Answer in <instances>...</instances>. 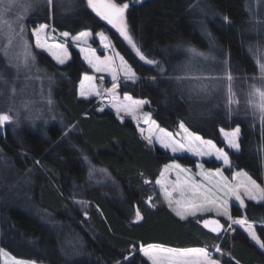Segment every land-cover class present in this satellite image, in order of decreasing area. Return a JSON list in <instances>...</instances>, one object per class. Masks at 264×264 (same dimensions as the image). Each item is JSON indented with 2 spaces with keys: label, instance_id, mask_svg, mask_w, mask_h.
Instances as JSON below:
<instances>
[{
  "label": "trees",
  "instance_id": "16d2710c",
  "mask_svg": "<svg viewBox=\"0 0 264 264\" xmlns=\"http://www.w3.org/2000/svg\"><path fill=\"white\" fill-rule=\"evenodd\" d=\"M7 2L0 0V29L8 31L7 21L19 32V24L13 22L23 17L21 35L36 63L29 61L27 67L21 63L17 73L8 58L24 59L22 42L17 38L5 58L3 47L8 41L0 38V110L11 108L13 116V122L0 128V248L14 259L35 264H115L123 260L122 253L135 254L132 264H142L141 244L189 249L218 242L240 264H264V255L242 231L234 232L235 239L225 234L220 241L194 220L181 221L161 198L156 196L150 205L151 190L144 180L157 179L173 155L150 148L131 119L119 121L110 110L98 111L96 100L78 97L82 75L92 71L76 47L69 45L71 59L57 65L35 49L31 35L32 28L41 24L72 36L90 31L94 38L103 31L140 77L137 83L119 80V95L148 100L146 110L171 132H177L183 121L191 132L223 148L234 169L248 173L264 187V124L253 118L245 103L249 86L261 83L264 7L262 13L252 12L248 0H137L130 4L126 15L131 34L149 58L160 62L165 70L161 75L158 68L138 61L127 42L87 8L86 0H53L51 7L47 0H15L4 12ZM20 4L31 8L25 13ZM188 47L229 60L238 99L231 119L223 94L201 99L188 90L194 81L181 85L175 79L190 74L181 70L183 66L205 64L202 57H192ZM151 77H157V82L152 83ZM226 87L225 82V92ZM237 125L240 152L228 149L220 134L221 127L231 130ZM175 162L193 168L197 160L183 155L176 156ZM202 164L209 170L220 168L214 160ZM246 204L247 215L257 218L259 228L264 204ZM237 208L232 206L231 212L239 218L245 213ZM137 209L142 219L133 222Z\"/></svg>",
  "mask_w": 264,
  "mask_h": 264
},
{
  "label": "snow or ice",
  "instance_id": "6c2138e0",
  "mask_svg": "<svg viewBox=\"0 0 264 264\" xmlns=\"http://www.w3.org/2000/svg\"><path fill=\"white\" fill-rule=\"evenodd\" d=\"M135 2L137 0H125V2H118V0H86V5L100 20L105 21L116 30L119 36L123 38V41L127 42V45L130 46L131 51L134 53L135 58H138V61L143 62L145 65L158 68L159 73L163 75L165 70L160 65V62L154 58H149L143 51L142 46L136 42L134 36L131 34L126 13L130 4ZM14 3L15 0H8L3 6V11L7 12ZM47 3L51 7L53 0H47ZM19 7L26 13L31 8V5L20 4ZM21 19L23 17H17V21L13 22L19 24V32H16L13 24L7 21L4 23L7 24L8 31L5 33L0 29V38L7 39L8 41L3 47L5 58H8V51L17 38L22 42L24 59L21 60L19 55L15 57V61L8 58L9 66L16 68L17 73L19 72L21 63L26 67L29 61L33 65L36 63V56L33 54L28 42L21 35L24 32L23 24L19 23ZM224 19L225 21L228 20L227 17ZM49 27L48 24H41L32 30L31 35L34 37L35 49L46 52L57 65L63 66L71 59L68 47L66 44L47 42L48 33L46 30ZM51 31L53 34L56 33V29L54 28ZM58 35L64 37L66 42L70 39L72 44L79 46L80 42L86 43L87 39L92 36V33L90 31H82L72 36L68 31H64L58 33ZM95 35L99 37L104 48L107 49L110 47L108 37L103 31L97 32ZM79 50L81 54L85 53L83 47H80ZM187 51L192 57H202L205 64L200 65L197 62L195 66L193 64L185 65L181 70L190 74L178 76L175 79L181 85L185 81H194V84H189L188 90L190 93L194 92L201 99H210L216 95L223 94L221 95V99L226 100L224 105L226 114L231 119L234 114L232 106L238 104V99L236 93L233 91L235 77L231 73L229 60H218L215 56L200 52L194 47H188ZM90 52H94V50H90ZM116 58H119L120 64L118 68H113L112 63H114ZM84 60L94 71L107 72L111 75L112 86L106 90V95L110 98V105L115 110L117 117L122 120L121 113H123L125 116H130L133 120L139 121L140 117L137 115L138 110L150 102L148 100H134L127 93L124 94L123 100L121 101L117 94V88L119 87L118 81L121 73L126 82L137 83L140 80V77L125 60L124 56L116 52L114 57L101 61L98 57L93 58L92 55H84ZM213 64L219 67H213ZM259 72L261 83L259 85L253 83L249 86L245 103L246 107L251 109L253 118H258L261 124H264V63L259 64ZM170 79L172 78L170 77ZM93 80V76L87 74L82 76L79 82L80 97L84 99H89L93 96L102 98L105 95L97 89ZM150 80L152 83H156L157 77H151ZM225 82L227 84L226 92ZM3 83L7 84L8 81L3 80ZM11 94H15L14 87L11 89ZM51 102L49 99L48 103L51 104ZM25 107H27V104H25ZM99 110L103 111L102 108ZM11 111V108L8 111L0 110V128L13 122ZM143 118L144 123L149 124L150 127L147 129V135H145V130L140 128L141 136L150 146L154 147L156 144H159L160 148L173 154V157L170 158L172 159V163L164 165L159 174V178L155 181V184L160 188V194L172 212L181 221L190 222L194 220L196 224L202 225L203 229H207L209 233L216 234L217 239H220L225 234L240 232L242 230V234H246V239L252 242L261 254L264 255V218H260V226L258 228L256 226L257 218L247 215L248 205L244 199L246 197L247 201L254 202L256 206H261L264 204V188H261L250 175L244 172L234 173L232 180L238 182L231 183L228 178L224 177L219 167L214 172H198L197 175L203 177L207 181V185L198 183L189 175L190 169L182 168L179 163L175 162V154L191 153L192 156L196 157L214 156L217 161H222L224 166L231 168L232 165L228 153L223 148H218L212 140H205L201 136L190 132L183 121L179 123L178 132H170L161 128L155 120H152L150 113L144 112ZM240 132L239 125L230 132L225 131L223 127L220 128V134L223 136V140L228 149L234 150L235 152L242 150L241 144L238 142ZM176 137H179V139ZM196 167L203 169V164L197 163ZM173 172L176 175L174 181L168 179ZM145 183L147 184L149 181L146 180ZM174 193L177 195L174 196ZM152 199V197H149L148 202L150 203ZM232 200L238 204L237 210L245 213L239 218L231 215L229 211L230 206H236L235 204L230 205V201ZM209 213H214V217L204 218ZM220 218H223L225 223H221ZM141 219V213L137 209L133 222L140 221ZM258 232L261 234H258ZM232 239H235V237L233 236ZM213 253H218L219 258H214ZM138 254L143 258L142 264H145V262L146 264H233L235 260L231 253L225 250V246L220 244L215 245L213 248L204 246L189 249H173L162 245L141 244L138 248ZM121 255L123 256V260H116L115 264H132L135 258V254L124 256L122 253ZM0 256L8 257V254L4 249H0ZM5 264H29V262L8 257L5 260ZM235 264H240V262L235 260Z\"/></svg>",
  "mask_w": 264,
  "mask_h": 264
},
{
  "label": "rangeland",
  "instance_id": "374dc122",
  "mask_svg": "<svg viewBox=\"0 0 264 264\" xmlns=\"http://www.w3.org/2000/svg\"><path fill=\"white\" fill-rule=\"evenodd\" d=\"M248 5H249V7H250V9H251V11L252 12H258V13H262V11H263V7H264V0H248ZM258 21H261V19L260 20H258ZM110 26V25H109ZM37 27H39V26H37ZM37 27H35V28H37ZM111 27V26H110ZM112 28V27H111ZM34 28H32V30H33ZM114 31H116L114 28H112ZM32 30H31V33H32ZM52 29L51 28H48L47 30H46V32L48 33V36H47V42L48 43H53V44H55V43H60V44H66V46L67 47H69V45H72V46H74V47H76L78 50L80 49V47H83L84 49H85V53L84 54H81V58H82V60L88 65V63L84 60V55H92L93 56V58H96V57H98L101 61H104L106 58H112V57H114L115 56V53H116V50L112 47V44H111V42H110V47L109 48H104V46H103V44L101 43V41H100V39H99V37L98 36H94V38H93V35L91 36V37H89L88 39H87V42L86 43H84V42H80L79 43V46H77V45H74V44H72V42H71V40L69 39V40H67V42L65 41V38L64 37H61V36H59L58 35V33H55V34H53L52 33V31H51ZM77 35V34H76ZM43 38V37H42ZM33 39H34V37H33ZM93 42H98V46H96L95 48H93V46H92V43ZM90 50H94V52H90ZM42 51V50H41ZM80 51V50H79ZM44 53H46V52H44ZM81 53V52H80ZM47 54V53H46ZM48 55V54H47ZM50 57V56H49ZM119 64H120V61H119V58H116L115 59V61H114V63H112V67L113 68H118L119 67ZM88 67H89V65H88ZM90 68V67H89ZM91 69V73L90 74H87V75H89V76H93L94 77V80H93V83L96 85V87H97V89L101 92V93H104L105 95L102 97V98H98V97H95V96H93V97H90L89 99H86V100H91V99H94V100H96V103H97V105H98V111H100L99 109H103V110H110L111 112H113V113H115L116 114V112H115V110L111 107V105H110V98L106 95V90L107 89H110L111 88V86H112V79H111V75L109 74V73H107V72H96V71H94L92 68H90ZM85 75V74H84ZM83 76V75H82ZM101 77H104L105 79L104 80H102L101 79ZM82 78V77H81ZM121 79H124L123 78V74L121 73L120 74V78H119V80H121ZM119 82V81H118ZM77 91H78V97H80L79 96V84H78V89H77ZM117 94H118V88H117ZM129 95V94H128ZM118 96H119V98H120V100L122 101L123 100V96H124V94L123 95H119L118 94ZM132 97V96H131ZM80 98H82V97H80ZM134 100H140V99H137V98H135V97H132ZM82 99H84V98H82ZM105 99H108V101H105ZM146 107H147V105H145L142 109H140V110H138V113H137V115L140 117L139 118V121H136V120H133L130 116H125L123 113H121V116L123 117V119H125V118H129V119H131L132 121H133V123H134V125L136 126V128H137V130H138V132H139V135H140V137L144 140V142L150 147V148H152L153 146H150L149 144H148V142L141 136V134H140V131H139V129L140 128H143L144 130H145V135H147L148 134V132H147V129L150 127V125L149 124H145L144 123V118H143V113L144 112H148V110H146ZM149 113V112H148ZM116 116H117V114H116ZM117 119L119 120V121H123V119L121 120V119H119L118 117H117ZM151 119L152 120H154L153 118H152V116H151ZM158 124V123H157ZM162 128V127H161ZM165 129V128H164ZM167 130V129H166ZM233 129H231V130H225V131H232ZM167 131H169V130H167ZM179 131V125H178V128H177V132ZM190 131V130H189ZM171 132V131H170ZM191 132V131H190ZM193 133V132H192ZM195 134V133H194ZM196 135H198V134H196ZM223 137V136H222ZM177 139H179V137H176ZM204 139V138H203ZM240 139V138H239ZM205 140H209V139H205ZM239 142V141H238ZM214 143V142H213ZM225 145H226V143H225ZM156 147H159L160 148V146H159V144H156L155 145ZM154 146V147H155ZM227 146V145H226ZM219 148V147H218ZM162 149V148H161ZM164 150V149H163ZM165 151V150H164ZM234 151V150H233ZM167 152V151H166ZM169 154H171V155H173L171 152H168ZM183 155H187V156H190V157H192L193 159H195V160H197V163H200V164H202V161L203 160H214V161H216V162H218L219 164H220V169H221V171L223 172V175H224V177H226V178H228V180L231 182V183H237L238 181H233L232 180V176H233V174L234 173H237V172H244V171H239V170H236V169H234V167H233V165H232V163H231V168H228L227 166H224L223 165V162L222 161H217L216 159H215V157L214 156H212V157H208V156H205V157H196V156H192L191 155V153H177V154H175V156H183ZM172 163V162H171ZM197 163L195 164V166L193 167V168H187V167H184V166H181L182 168H187V169H190V173H189V175H191L198 183H203V184H206L207 185V181H205L204 179H203V177H201V176H199V175H197V173L198 172H200V171H204V172H208V171H215V170H209V169H206L205 167H204V165H203V169H198L197 167H196V165H197ZM168 164H170V163H168ZM164 167V166H163ZM163 169V168H162ZM161 169V170H162ZM225 169H227V170H231V172L229 173V174H226V172L224 171ZM161 172V171H160ZM244 173H246V172H244ZM160 174V173H159ZM248 174V173H247ZM249 175V174H248ZM158 178H159V176H158ZM168 179L169 180H172V181H174L175 179H176V175H175V172H173V173H171V175L168 177ZM145 181H146V179L144 180V183H145ZM147 181H149V183H145V185L146 186H149L150 187V194H149V197H152L153 199H152V201L149 203L148 202V200H149V197H148V199H147V202L150 204V205H153L154 204V202H156L157 201V197H159V198H161V200L164 202V204L166 205V207L172 212V210L169 208V206H168V204L164 201V199H163V196L160 194V188H159V186H157L156 184H155V181H156V179L152 182V181H150V180H148L147 179ZM96 182V181H95ZM258 184V183H257ZM209 187H210V185H209ZM260 187L261 188H264L263 186H261L260 185ZM174 196H176L177 194H173ZM157 196V197H156ZM245 199V202H247V198L245 197L244 198ZM231 204H235L236 206L235 207H238V204L234 201V200H232V201H230V205ZM231 207L232 206H230V208H229V211H230V213H231V215H232V212H231ZM174 215H175V213L174 212H172ZM214 217V213H209V214H207L204 218H213ZM221 219V223H225V221H224V219L223 218H220ZM242 231V230H241ZM233 234L234 233H231V235L233 236ZM246 235V234H245ZM224 237V236H223ZM223 237H221L219 240L220 241H222L223 240ZM231 237V236H230ZM217 244H219L218 242H215V243H212V244H204L202 247H204V246H208L209 248H213L215 245H217ZM152 245H158V244H152ZM163 246V245H162ZM164 247H167V246H164ZM168 248H170V247H168ZM1 249V248H0ZM173 249H175V248H173ZM226 250V249H225ZM218 253H213V257L214 258H217L216 257V255H217ZM8 257H10V258H13V257H11L9 254H8ZM8 257H4V256H0V264H5V260L8 258ZM20 261H23V260H20ZM25 262H29V264H35V263H32V262H30V261H25Z\"/></svg>",
  "mask_w": 264,
  "mask_h": 264
},
{
  "label": "water",
  "instance_id": "95a60500",
  "mask_svg": "<svg viewBox=\"0 0 264 264\" xmlns=\"http://www.w3.org/2000/svg\"><path fill=\"white\" fill-rule=\"evenodd\" d=\"M102 78V77H101ZM105 78L103 77V79L102 80H104ZM105 101H108V99H105Z\"/></svg>",
  "mask_w": 264,
  "mask_h": 264
}]
</instances>
